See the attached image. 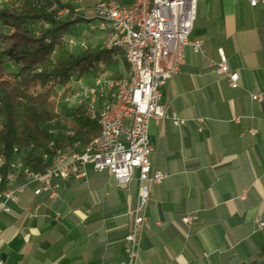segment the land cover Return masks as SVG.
Segmentation results:
<instances>
[{
	"label": "crops",
	"instance_id": "1",
	"mask_svg": "<svg viewBox=\"0 0 264 264\" xmlns=\"http://www.w3.org/2000/svg\"><path fill=\"white\" fill-rule=\"evenodd\" d=\"M189 40H201L203 54L186 47L161 90L166 114L185 124L166 118L148 127L151 169L166 178L149 187L136 264H264V228L255 222L264 221V5L197 0ZM219 49L239 75L236 89L213 72ZM87 172L54 197L28 188L9 205L0 216V263L120 264L138 173L120 185Z\"/></svg>",
	"mask_w": 264,
	"mask_h": 264
},
{
	"label": "built area",
	"instance_id": "2",
	"mask_svg": "<svg viewBox=\"0 0 264 264\" xmlns=\"http://www.w3.org/2000/svg\"><path fill=\"white\" fill-rule=\"evenodd\" d=\"M83 1L76 0L73 4L79 5ZM248 1L251 7L264 5V0ZM196 5L197 0H95L93 17H84L92 19L90 33L97 32L104 36L103 49L111 47V44L126 46L134 68V78L130 83H122V77L111 79L103 73L88 77L72 75V81L57 91L60 93L58 98L71 103L69 87H76V94L88 96L87 109L91 110V114L96 109L93 96H98V92H106V97L117 95V103L105 118L103 137L79 152L57 153L54 141L49 148L34 151L33 156L40 161L43 151L54 150L53 169L43 175L26 177L23 188H14L19 170L17 163L10 162L9 171L0 175V216L8 215L11 212L9 205L16 204L28 188L33 190L35 196L54 197L62 183L86 179L88 167L95 174H109L120 185H128L137 171L140 184L138 201L131 212L132 222L123 237L125 258L120 264L137 263L140 235L145 222L143 211L150 201L149 187L166 178L164 173L151 169L149 156L152 147L148 140V127L151 121L159 122L166 118L176 127L185 124L175 114H166L161 90L183 65L186 47H190L194 53L203 54L202 41L189 40L196 19ZM72 9L63 4L57 9L58 18L68 17ZM73 10L77 12V9ZM77 17L80 16L75 14L72 20ZM68 46L82 49L86 44L84 39L70 38ZM218 56L219 62L213 65V72L224 77L232 89L238 88V73L230 71L221 49ZM261 98V95H251L253 101H261ZM72 104L76 108L77 103ZM250 133L254 135L255 131ZM60 136L70 137V132L61 131ZM17 151L19 154L27 153V150ZM0 161H3L2 157ZM192 220L190 215L181 219L184 224ZM255 222L259 229L264 228L261 218Z\"/></svg>",
	"mask_w": 264,
	"mask_h": 264
},
{
	"label": "trees",
	"instance_id": "3",
	"mask_svg": "<svg viewBox=\"0 0 264 264\" xmlns=\"http://www.w3.org/2000/svg\"><path fill=\"white\" fill-rule=\"evenodd\" d=\"M2 1L6 2L0 7V44L5 45L0 51V175L9 171L10 162L18 156L15 148L27 150L21 156L25 167L42 171L48 163L41 157L40 161L36 159L34 151L49 148L52 141L55 149L72 150L99 134L96 116L85 107L76 106L67 117L56 112L57 91L66 87L74 74L96 76L102 68L109 78L119 79L128 72V66L116 48L97 52L68 48V39L81 40L84 36L76 32V27L92 22L83 16L71 20L73 9L71 15L58 19L57 11L50 10L55 0ZM6 64L15 70L8 71ZM74 93L69 87V94ZM53 122L58 131L63 123L70 132V137L64 138L68 144H59L60 134L53 135L48 129Z\"/></svg>",
	"mask_w": 264,
	"mask_h": 264
},
{
	"label": "bare ground",
	"instance_id": "4",
	"mask_svg": "<svg viewBox=\"0 0 264 264\" xmlns=\"http://www.w3.org/2000/svg\"><path fill=\"white\" fill-rule=\"evenodd\" d=\"M67 44H68V40H67ZM111 48L119 49L122 52L125 62L128 66V72L123 75L122 83H130L132 79L134 78V68L132 66L131 56L126 49V46L124 44H111V47H105V49H111ZM99 93L101 95L104 94L102 95V98H101L102 99L101 101H104V102H99V104H97L96 100L93 98V106H96V109L94 110L92 114H91V110L87 109L89 106V98L87 95L76 94V92L71 95V99H74V102L77 103L76 106H79V107L83 106L87 109L88 112H90L92 116H96L98 126H99V134L95 138H93L91 141H89L88 143L80 145V147L77 146L75 147V149H72V150H66L63 148H59V149H55V152L72 153V152L83 151L84 149L97 143V140L103 137L104 121H105V118L108 116V112H112V107L117 103V95H108L106 97V92H99ZM14 152L15 153L17 152L16 148L14 149ZM51 152H53L51 153L52 155L44 154V153L41 154V159L44 162L48 163L42 171H34L28 167H25L23 165V161L21 158L23 154H18V156L14 159L15 162L13 161V163H17V170H19V173L14 181V188H23V186H25L26 184V177H29L32 175H43L45 173H49V171L53 169V164L55 161V152L54 150H51Z\"/></svg>",
	"mask_w": 264,
	"mask_h": 264
},
{
	"label": "rangeland",
	"instance_id": "5",
	"mask_svg": "<svg viewBox=\"0 0 264 264\" xmlns=\"http://www.w3.org/2000/svg\"><path fill=\"white\" fill-rule=\"evenodd\" d=\"M76 1V0H55V1H52L53 4L51 5V8L50 10L51 11H57V18H58V10L57 8L58 7H61L58 5L61 4H65V5H68V6H71L73 9H77V12L75 10H73V14L70 16L71 17V20L73 18V16L75 14H77L78 16H83V17H86V18H91L93 17L92 15V7L94 5V2L95 0H84L83 3L79 4V5H74L73 2ZM6 1H2L0 2V7L2 5L5 4ZM63 3V4H62ZM56 4L57 5V8L54 9L53 8V5ZM53 8V9H52ZM59 9V8H58ZM82 9V10H81ZM72 13V12H71ZM59 19V18H58ZM60 19H63V18H60ZM74 20V19H73ZM40 24H43V23H40ZM44 25V24H43ZM39 26V24H36V26H34L35 28H37ZM76 32L78 33H82L84 36L81 38V40L84 39L85 41V48H89L91 52H97L101 49H103V44H104V36L97 33V32H92L90 33V30H89V25L88 24H80L76 27ZM5 48V45L3 44H0V51L3 50ZM69 49H75V48H71L68 46ZM13 65V64H12ZM14 66V65H13ZM6 69L8 71H14L15 69L9 65V64H6L5 65ZM15 67V66H14ZM127 70V68L125 70H123V74L124 72ZM97 73H103V70L102 68L99 69V71ZM105 74V73H103ZM106 75L108 76L109 74L106 73ZM83 77V76H82ZM86 77V75L84 76ZM73 89L75 90L76 92V87H73ZM60 94V93H58ZM104 95V94H102ZM102 95L98 92V96H93V98L96 100L97 104H99V102H101V98H102ZM72 103H75L74 102V99H71V103L65 101L63 98H58L56 100V112L62 116V117H67L69 116L71 113H72V110H73V104ZM60 130L58 131L57 128L53 127V124H50L48 126V129L52 131L53 135H57V134H60V131H65V127L63 126V123H60V126H59ZM67 131V130H66ZM80 147V145H79ZM15 162V161H14Z\"/></svg>",
	"mask_w": 264,
	"mask_h": 264
}]
</instances>
